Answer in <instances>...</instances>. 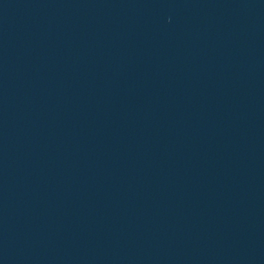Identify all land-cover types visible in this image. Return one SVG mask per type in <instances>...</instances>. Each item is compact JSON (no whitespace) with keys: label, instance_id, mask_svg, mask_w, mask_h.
<instances>
[{"label":"water","instance_id":"95a60500","mask_svg":"<svg viewBox=\"0 0 264 264\" xmlns=\"http://www.w3.org/2000/svg\"><path fill=\"white\" fill-rule=\"evenodd\" d=\"M52 0H0V264H22L46 104Z\"/></svg>","mask_w":264,"mask_h":264}]
</instances>
